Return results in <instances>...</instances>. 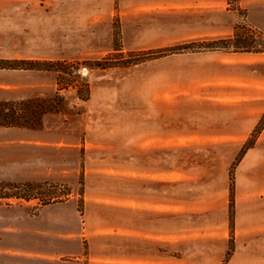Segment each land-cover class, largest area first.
Segmentation results:
<instances>
[{
	"label": "crops",
	"instance_id": "crops-1",
	"mask_svg": "<svg viewBox=\"0 0 264 264\" xmlns=\"http://www.w3.org/2000/svg\"><path fill=\"white\" fill-rule=\"evenodd\" d=\"M2 1L10 10L29 2ZM228 1L79 3L99 9L107 19L116 12L125 39L151 38V46L167 47L230 37L234 17ZM237 2L250 13H264V0ZM182 55L195 62L188 67L193 76L180 86V105H169L142 125L133 121L131 133L122 134L116 144V152L130 154V164H116L103 180L106 185H82V214L71 196L42 205L30 220H22L20 234L36 240L31 250L21 249V258L56 259L59 264H264V125L254 131L264 115V53ZM175 112L179 116L173 124ZM38 132L0 127V181L61 178L45 165L44 152L46 147L58 154L66 147L59 141L45 145ZM253 136V145L234 169L231 224L229 169ZM173 144L179 145L175 151L180 156L193 160L174 174ZM162 156L161 167L155 159ZM64 172L62 178L68 175ZM230 238L233 248L226 258Z\"/></svg>",
	"mask_w": 264,
	"mask_h": 264
},
{
	"label": "rangeland",
	"instance_id": "rangeland-1",
	"mask_svg": "<svg viewBox=\"0 0 264 264\" xmlns=\"http://www.w3.org/2000/svg\"><path fill=\"white\" fill-rule=\"evenodd\" d=\"M55 1L52 6L51 0H29L26 7L10 10L0 0V59L68 62L59 77L54 71L0 68V102H57V111L43 114L37 129L45 145L59 141L66 147L58 154L46 147L44 152L45 165L55 175H61L60 179L0 181V264H59L56 259L45 261L26 255L21 258V249L31 250L36 240L35 236L20 234L21 221L30 220L42 205L63 202L71 196L77 199V211L82 214L80 186L106 185L103 180L116 164H130V154L116 152L120 136L131 133L133 121L142 125L158 118L169 105L178 107L182 98L180 86L193 76L188 74V67L195 60L182 55L192 51L137 62L136 53L165 46H151V38L125 39L116 12L107 19L99 9L82 6L79 0ZM237 1L231 0L229 5V0L227 8L239 35L238 51L264 53V13H250ZM116 18L119 35L115 41ZM245 27L253 31L249 33ZM115 42L120 51L114 49ZM232 48L230 43L228 49ZM204 51L213 50L193 52ZM99 60L109 66L94 64ZM178 116L173 114V124ZM175 149H179L178 144H173V174L181 165L190 167L193 161ZM155 161L162 167L164 157ZM14 169L19 170V166L14 164ZM64 170L68 173L66 178H62ZM17 192L28 193L32 198L26 201L10 196Z\"/></svg>",
	"mask_w": 264,
	"mask_h": 264
},
{
	"label": "trees",
	"instance_id": "trees-1",
	"mask_svg": "<svg viewBox=\"0 0 264 264\" xmlns=\"http://www.w3.org/2000/svg\"><path fill=\"white\" fill-rule=\"evenodd\" d=\"M115 29V41L116 36L119 35L118 31V19H115L114 22ZM238 33L234 31L230 37L227 38H219V39H211V40H203L196 42H188L183 44H177L162 48H156L153 50H143L136 53L137 62H141L150 58H156L159 56H164L167 54L182 52V51H201V50H224L230 51L228 49V45L233 44V48L231 51H238V46L236 45L238 41ZM115 50L120 51L121 48L115 42ZM148 56V57H147ZM153 56V57H151ZM68 64L65 60H38V59H30V60H8V59H0V68H20V69H31V70H39V71H54L57 72L58 77L61 72L66 70V65ZM96 65L107 67L109 63L105 60L95 61ZM86 90H88V86L86 85ZM57 102L54 100H38V99H29L27 101L20 102H0V127H24L30 129H37L41 126V117L47 111H57ZM264 125V116L261 117L257 125L255 126V133L258 132L259 129ZM254 143V136L246 141L233 163L229 169V220L232 224L233 222V213H234V169L245 150L252 146ZM82 180V177H80ZM82 184V183H81ZM80 190L82 192V185L80 186ZM25 191V190H24ZM15 198H21L26 201L30 200L32 197L28 193H13L12 195ZM79 210H82V201L80 200ZM232 239H229V249L226 254V258L231 254L232 251Z\"/></svg>",
	"mask_w": 264,
	"mask_h": 264
},
{
	"label": "built area",
	"instance_id": "built-area-1",
	"mask_svg": "<svg viewBox=\"0 0 264 264\" xmlns=\"http://www.w3.org/2000/svg\"><path fill=\"white\" fill-rule=\"evenodd\" d=\"M229 5H231V0L229 2ZM246 28V27H245ZM244 29V28H243ZM247 31H249V33H251L253 30H251L250 28H246Z\"/></svg>",
	"mask_w": 264,
	"mask_h": 264
}]
</instances>
